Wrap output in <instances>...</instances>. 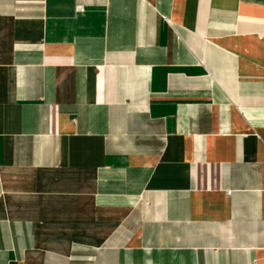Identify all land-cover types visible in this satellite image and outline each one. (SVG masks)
Masks as SVG:
<instances>
[{
	"label": "crops",
	"instance_id": "obj_1",
	"mask_svg": "<svg viewBox=\"0 0 264 264\" xmlns=\"http://www.w3.org/2000/svg\"><path fill=\"white\" fill-rule=\"evenodd\" d=\"M0 264H264V0H0Z\"/></svg>",
	"mask_w": 264,
	"mask_h": 264
}]
</instances>
